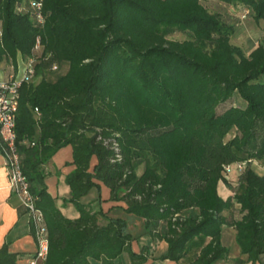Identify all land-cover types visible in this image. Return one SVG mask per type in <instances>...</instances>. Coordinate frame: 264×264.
Segmentation results:
<instances>
[{
  "label": "trees",
  "instance_id": "obj_1",
  "mask_svg": "<svg viewBox=\"0 0 264 264\" xmlns=\"http://www.w3.org/2000/svg\"><path fill=\"white\" fill-rule=\"evenodd\" d=\"M200 1L0 0V64L15 73L16 56L25 61L40 39V81L20 86L14 133L48 233L43 264H115L122 253L129 264H147L148 249L132 252L125 222L109 216L115 209L165 242L156 262H224V227L234 229L245 263L264 255V177L251 168L264 165V37L245 56L229 43L234 29ZM214 1L264 26V0ZM37 3L42 25L31 18ZM178 32L188 39L166 38ZM53 65L66 69L49 82L42 72ZM66 147L74 221L44 184V166ZM240 163L239 192L223 201L218 185L231 188L224 168ZM97 183L123 209L93 213L81 204L99 194ZM16 260L0 248V264Z\"/></svg>",
  "mask_w": 264,
  "mask_h": 264
},
{
  "label": "crops",
  "instance_id": "obj_2",
  "mask_svg": "<svg viewBox=\"0 0 264 264\" xmlns=\"http://www.w3.org/2000/svg\"><path fill=\"white\" fill-rule=\"evenodd\" d=\"M247 54L245 56H247ZM24 65L25 61H23L19 56H16L17 70L15 73L12 72V67L0 64V80L7 81V79L12 75H18V77H20L23 73V70H25ZM71 152L72 148L69 147L64 149L62 148L57 151V153H55L50 161H48L44 166L43 172L45 174L44 184L46 191H48L50 194L49 196L54 201V205H56L58 212H60L61 215L67 220L74 221V219H77L78 214L70 204L66 203V201L69 199L70 190H68L64 184L65 178L70 172H72L74 168V165H72L71 162ZM95 164L96 161L92 159L91 166H95ZM251 166H253V163ZM258 175L264 177V170L262 174L260 173ZM7 183L8 179H6L4 165H2V157L0 154V248L3 245H7L11 254L17 256V260L15 262L16 264H30L35 252L37 251V248L35 247L33 234H31L29 221L24 215L23 207L20 205L19 199L10 193ZM97 186L100 189L98 194L99 200L96 202V191L92 190L87 194V197L80 200L81 204L89 206L93 213L99 211L101 213H106L116 206L123 209L122 203L108 202L109 191L101 183H97ZM227 188L223 184L218 185L217 194L223 201H226L233 194ZM237 209V207H234L235 211ZM130 218L132 217L126 216L123 219L129 220ZM234 234L235 232L232 227H224L221 231V246L228 251L229 255L224 262L221 261L219 264H250L247 262L245 263L247 256H241L237 247L232 246L231 250L230 248L227 249V242L225 241H233ZM147 243L150 244L147 248L148 254L151 257L149 261H147V264H173L167 261L156 262V260L166 252L167 245L165 242L154 239L150 240L148 238ZM137 248L138 247L136 243L131 242V250L134 253H138ZM189 259L190 256L186 258L185 262H187ZM255 264H264V255L258 257V260Z\"/></svg>",
  "mask_w": 264,
  "mask_h": 264
},
{
  "label": "built area",
  "instance_id": "obj_3",
  "mask_svg": "<svg viewBox=\"0 0 264 264\" xmlns=\"http://www.w3.org/2000/svg\"><path fill=\"white\" fill-rule=\"evenodd\" d=\"M30 9H32L31 18L34 23H36V25H42L43 19L40 14V4H32ZM243 14V19L248 17L246 11ZM39 41L40 39L38 38L35 42L32 50L33 55L25 60V70H23L20 77H18V75H12L7 81L0 80V154L6 179H8V189L10 193L19 199L20 205L23 207L24 215L29 221L31 234H33L35 247L37 248L30 264H43L45 262L44 260L48 251V233H46L44 225L45 220L36 205L37 198L32 192H29L27 180L23 177L21 172L22 165L20 164L19 152L15 146L16 136L14 133V126L16 125V112H18V90L22 84L34 83L35 80L34 70L36 66V56H38L40 52ZM56 68V65H53L50 71L54 72ZM33 112L34 116L38 117V111L35 110ZM233 166L239 176L243 171L244 163L235 164ZM224 170L226 175V173L230 172L231 165L226 166Z\"/></svg>",
  "mask_w": 264,
  "mask_h": 264
},
{
  "label": "rangeland",
  "instance_id": "obj_4",
  "mask_svg": "<svg viewBox=\"0 0 264 264\" xmlns=\"http://www.w3.org/2000/svg\"><path fill=\"white\" fill-rule=\"evenodd\" d=\"M200 2L202 4L203 8L206 9L209 13H211L213 16H217L219 19H221V22L226 24V26H231L232 29H234V34L230 38L229 43L232 46H237L238 48H240L244 55H246L253 47L257 46L260 43H263L262 41H263V37H264V26L261 24L256 25L252 21V18L250 16L245 17L243 19L244 14L240 12V9H238L236 7L227 6L224 3L217 2L214 0H201ZM166 38L168 40H171L174 42H179V41L187 40L188 36L185 35V33H179L178 32L177 34H174L172 36L169 35ZM65 69L66 68H64V67L58 68L54 72H52V71L50 72V71L44 69L42 72V76L45 79H47V81L54 82V80L56 79L57 76H59V75L61 76L64 74ZM39 81H40V79L38 77H36L34 80V83H32V84L34 85V84L38 83ZM235 98H236V96H235ZM251 167L258 174L263 173V170H264L263 164H260L259 162H254L253 166H251ZM140 172H141V170L138 169L137 170L138 175L141 174ZM224 180L231 187L230 188L231 190L227 188L228 190L233 191L234 193L239 192L240 186L238 183V172L235 171V167L233 165H231L230 172L226 173V175H224ZM95 195H96V202H97L99 200V195L97 192ZM72 207L74 209V206H72ZM116 207H118V206H116ZM109 216L111 218H114V219L116 217L121 218L125 222L126 230L128 231V233L132 237L131 242L136 243V245L138 247L137 248L138 253L142 248L145 249V248L149 247L150 244L147 243V239L149 238L151 240V238L147 234H145V230L142 229L141 222H139L135 217L131 216L132 218H130L129 220L123 219L126 216L124 214H122L120 209H115V211H111L109 213ZM99 223L102 224L104 222L102 220ZM220 236H221V234H220ZM225 242H227V249L230 248V250H231L232 246L236 247L235 239L233 241L226 240ZM129 263H130V259L128 258L127 254L122 253L119 256V260L115 264H129ZM175 264H181V263L179 262V263H175Z\"/></svg>",
  "mask_w": 264,
  "mask_h": 264
}]
</instances>
